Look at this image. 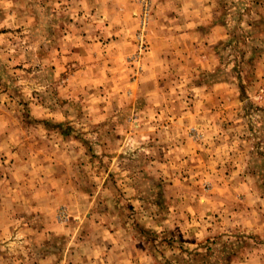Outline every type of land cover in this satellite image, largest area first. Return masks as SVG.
<instances>
[{"label":"rangeland","instance_id":"obj_1","mask_svg":"<svg viewBox=\"0 0 264 264\" xmlns=\"http://www.w3.org/2000/svg\"><path fill=\"white\" fill-rule=\"evenodd\" d=\"M109 1L0 0V264H264V0H207L205 112L149 70L155 0Z\"/></svg>","mask_w":264,"mask_h":264},{"label":"crops","instance_id":"obj_2","mask_svg":"<svg viewBox=\"0 0 264 264\" xmlns=\"http://www.w3.org/2000/svg\"><path fill=\"white\" fill-rule=\"evenodd\" d=\"M208 1L155 0L151 21V51L148 54V62L156 61V65L149 66L150 71H156L154 77L165 75L168 70H171V78L183 75L181 78L193 75L198 78V84L190 91L197 94V100L203 99L201 107L203 108V105L208 102V97L214 101L206 110L203 108V112L214 111L216 108L215 94L221 88L230 87L229 79L222 75L218 63L225 60L220 46L229 44V36L223 25L215 19L214 13L217 11L214 5ZM108 3L113 8V13L123 14L119 19H115V24L110 23L109 27L120 29L122 34H125L126 28H129L128 22L125 20L128 17L132 18L131 29L134 30L137 27L138 21L133 17L135 8L133 0H110ZM122 4L126 7L122 8ZM109 10L111 9H106V11ZM160 89L157 91H163ZM166 89L169 93H177L176 89H172V91ZM183 91L187 90H180L178 93ZM209 92L211 95H206ZM68 182L69 186L75 188V183L70 179ZM68 194L71 195L73 192H68ZM107 248L109 251V247ZM115 249L117 248L114 247L109 253H115ZM106 263V261H101L96 264Z\"/></svg>","mask_w":264,"mask_h":264},{"label":"built area","instance_id":"obj_3","mask_svg":"<svg viewBox=\"0 0 264 264\" xmlns=\"http://www.w3.org/2000/svg\"><path fill=\"white\" fill-rule=\"evenodd\" d=\"M148 1H149V0H143V2H144V4H145V7H146V8H149L148 5H147V4H148Z\"/></svg>","mask_w":264,"mask_h":264}]
</instances>
